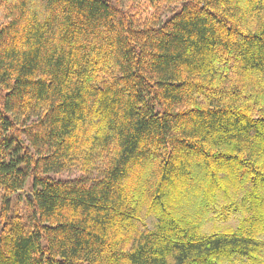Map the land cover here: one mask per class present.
<instances>
[{"label": "trees", "instance_id": "1", "mask_svg": "<svg viewBox=\"0 0 264 264\" xmlns=\"http://www.w3.org/2000/svg\"><path fill=\"white\" fill-rule=\"evenodd\" d=\"M0 202V264H264V0H0Z\"/></svg>", "mask_w": 264, "mask_h": 264}, {"label": "rangeland", "instance_id": "2", "mask_svg": "<svg viewBox=\"0 0 264 264\" xmlns=\"http://www.w3.org/2000/svg\"><path fill=\"white\" fill-rule=\"evenodd\" d=\"M181 9V4L178 5H171L168 7H162L161 9V17L163 18V21L166 19L171 18L175 13L179 12ZM81 174L78 172H69L58 175L56 178L62 179V180H73L76 178H80ZM32 180L28 182L25 189L21 192H18L12 197L11 203L13 206L12 213L14 214H20L25 219H28L31 211L27 207V194H29L31 189ZM2 211V203L0 202V216ZM1 224H0V232H1Z\"/></svg>", "mask_w": 264, "mask_h": 264}]
</instances>
